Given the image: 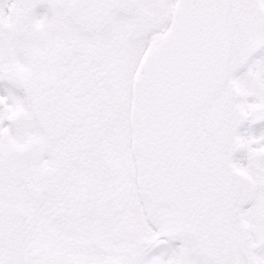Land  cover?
I'll return each instance as SVG.
<instances>
[{
  "label": "snow or ice",
  "instance_id": "1",
  "mask_svg": "<svg viewBox=\"0 0 264 264\" xmlns=\"http://www.w3.org/2000/svg\"><path fill=\"white\" fill-rule=\"evenodd\" d=\"M0 264H264V0H0Z\"/></svg>",
  "mask_w": 264,
  "mask_h": 264
}]
</instances>
